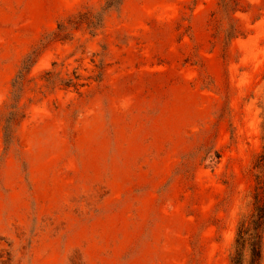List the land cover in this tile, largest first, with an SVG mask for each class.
Segmentation results:
<instances>
[{
  "label": "rangeland",
  "instance_id": "1",
  "mask_svg": "<svg viewBox=\"0 0 264 264\" xmlns=\"http://www.w3.org/2000/svg\"><path fill=\"white\" fill-rule=\"evenodd\" d=\"M103 2L0 0V264H230L264 143V0H121L52 39Z\"/></svg>",
  "mask_w": 264,
  "mask_h": 264
},
{
  "label": "trees",
  "instance_id": "2",
  "mask_svg": "<svg viewBox=\"0 0 264 264\" xmlns=\"http://www.w3.org/2000/svg\"><path fill=\"white\" fill-rule=\"evenodd\" d=\"M121 0H104L101 11L95 12L93 9H85L80 11L75 20H62L58 23L57 29L52 33L53 40H63L68 36L70 26L75 29L87 28L90 33L95 34L96 30L101 27L103 14L105 11L117 7ZM244 33L237 27L229 31L230 36H240ZM35 51L31 52L24 60L23 66L13 80V93L19 95L22 92L27 75L31 65L34 63L33 57ZM47 76H51V72H46ZM47 77V78H48ZM66 86H77V83L71 79ZM23 117L20 114L19 107L11 106L8 116L4 119L3 130L5 140L10 139L12 126ZM264 142V135H263ZM253 168L254 184L250 191V207L247 212L243 213L239 218L230 251V264H261L264 243V143L261 152L254 160Z\"/></svg>",
  "mask_w": 264,
  "mask_h": 264
}]
</instances>
